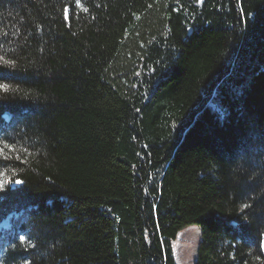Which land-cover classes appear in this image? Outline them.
Wrapping results in <instances>:
<instances>
[{"label": "trees", "instance_id": "16d2710c", "mask_svg": "<svg viewBox=\"0 0 264 264\" xmlns=\"http://www.w3.org/2000/svg\"><path fill=\"white\" fill-rule=\"evenodd\" d=\"M0 85V264H264V0H0Z\"/></svg>", "mask_w": 264, "mask_h": 264}, {"label": "rangeland", "instance_id": "374dc122", "mask_svg": "<svg viewBox=\"0 0 264 264\" xmlns=\"http://www.w3.org/2000/svg\"><path fill=\"white\" fill-rule=\"evenodd\" d=\"M200 241L199 227L195 224L185 226L172 241L177 264H194L197 246Z\"/></svg>", "mask_w": 264, "mask_h": 264}, {"label": "snow or ice", "instance_id": "6c2138e0", "mask_svg": "<svg viewBox=\"0 0 264 264\" xmlns=\"http://www.w3.org/2000/svg\"><path fill=\"white\" fill-rule=\"evenodd\" d=\"M3 87H4V85H0V88H3ZM0 151H2V150H0ZM5 159H7V158H5ZM15 183H16V184H21V183H23V182L20 181V180H16ZM4 188H5L4 184H3L2 182H0V190H4ZM20 239L23 240L24 237L21 236Z\"/></svg>", "mask_w": 264, "mask_h": 264}]
</instances>
